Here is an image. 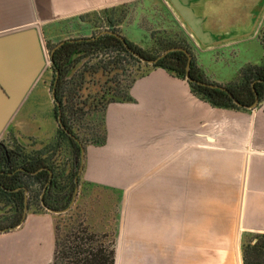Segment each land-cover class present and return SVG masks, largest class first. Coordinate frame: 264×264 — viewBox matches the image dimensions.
<instances>
[{
    "label": "crops",
    "instance_id": "obj_1",
    "mask_svg": "<svg viewBox=\"0 0 264 264\" xmlns=\"http://www.w3.org/2000/svg\"><path fill=\"white\" fill-rule=\"evenodd\" d=\"M180 1L203 37L165 0H0V142L55 139L47 42L91 38L84 18L98 10L128 3L127 40L146 48L144 14L187 41L220 86L264 65V0ZM103 118L104 142L86 149L79 197L99 203L97 227L111 211L116 264H226L241 254L240 233L264 234V100L255 109L213 107L187 80L152 67ZM59 219L32 214L0 232V264H51Z\"/></svg>",
    "mask_w": 264,
    "mask_h": 264
},
{
    "label": "rangeland",
    "instance_id": "obj_2",
    "mask_svg": "<svg viewBox=\"0 0 264 264\" xmlns=\"http://www.w3.org/2000/svg\"><path fill=\"white\" fill-rule=\"evenodd\" d=\"M171 4V0H165ZM131 12L130 5L124 4L118 7H110L98 10L88 17L84 18L93 25L94 36L102 35L105 32L114 33L127 38L130 35L128 19ZM145 13V12H143ZM138 19L142 22V27L149 32L146 48L147 52L154 55L162 54L168 47L185 41L175 34H168L163 31L157 22H151L150 17L144 14ZM191 52V46L187 41ZM59 44V43H58ZM57 43L47 42L46 51L51 63L50 47L57 46ZM166 52V51H165ZM164 52V53H165ZM163 53V54H164ZM162 54V55H163ZM193 54V53H192ZM75 59L80 60L74 64ZM153 65L147 64L136 57H130L126 53L116 49L91 51L82 55H76L72 59V66L68 76L64 80V119L65 123L71 129L74 137L72 139L81 148V155L77 156L73 143L65 137L59 136V128H62L58 121V111L56 109L58 131L55 139L46 142L34 140L18 142L14 137L8 135L2 140L3 145L9 150L19 164L24 158H38L45 160L47 165L54 170L55 189L53 191L54 205H62L66 202L71 193L72 182H75V188L72 200L66 209L60 210L57 229V242L76 233L78 230H87L88 233L101 238L108 235L107 241L112 243V248L116 251V239L113 232H109L108 220L111 217V211H105L102 216L103 227L95 226V214L97 202L85 201L86 196H80L81 186L85 177V155L86 149L90 145L101 144L105 138V122L103 110L106 105L112 102L127 100L128 89L133 81L143 76L151 69ZM53 83L55 71L51 69ZM182 79V78H181ZM62 113V111H61ZM9 134H11L9 132ZM84 152V153H83ZM79 164V165H78ZM76 175L73 177L72 173ZM29 190L25 191V209L23 218L32 214L50 212L51 209L45 208L44 204L39 202L45 195L46 188L42 187L37 181L26 180ZM86 195V194H84ZM40 205V206H39ZM17 211L14 203L0 201V225H7L14 221ZM25 218V219H26ZM256 233L244 232L238 235L239 249L242 254L243 245L253 239ZM97 238V239H98ZM102 239V238H101ZM103 240V239H102ZM239 252V251H238ZM243 260V257H242ZM53 262V261H52ZM52 264V263H51ZM116 264V261H115ZM243 264V263H242Z\"/></svg>",
    "mask_w": 264,
    "mask_h": 264
},
{
    "label": "trees",
    "instance_id": "obj_3",
    "mask_svg": "<svg viewBox=\"0 0 264 264\" xmlns=\"http://www.w3.org/2000/svg\"><path fill=\"white\" fill-rule=\"evenodd\" d=\"M125 44L127 47H125ZM55 47H50L52 68L55 71L54 82L57 74H59L55 89V101L60 103L62 124L66 128V130L59 128L58 134L73 143L77 156L81 155V148L70 137L69 134H73L64 119L63 85L71 70L72 59L79 54L113 48L133 58L132 53H136L146 59L156 60L165 51L173 48H182L191 56L189 75L192 81L187 79L189 57L184 51H173L165 54L153 67L165 69L177 77L187 80L193 92L213 107L241 110L251 107L255 103L256 97H258L260 102L264 100V65L249 66L242 70L239 80L235 83L229 86H220L209 81L198 68L194 55L183 40L168 47L162 54L158 55L143 50L126 38L122 41L120 38L110 34L79 39L75 42L67 41L52 54ZM79 62L80 60L75 59L74 64ZM211 85L217 86V88H212L210 87ZM219 87H224L226 90H222ZM53 175L54 170L47 165L45 160L26 157L19 164L15 156L7 150L3 143H0V201L14 203L17 211L14 221L7 225H0V232H9L23 224L25 220L23 211L26 204L25 191L26 189L29 190V186L26 184L28 179L37 181L41 184V188H46L44 197L39 201L44 204L45 208L60 211L69 206L75 182H72L71 193L67 197L66 202L60 206L54 205L53 191L56 181ZM75 175L74 171L72 176L74 177ZM97 238V236L88 233L87 230H78L70 236L59 239L52 264H115V250L112 248V243L107 241L109 236H102L103 240ZM242 257L243 264H264V234H256L252 240L243 245Z\"/></svg>",
    "mask_w": 264,
    "mask_h": 264
},
{
    "label": "water",
    "instance_id": "obj_4",
    "mask_svg": "<svg viewBox=\"0 0 264 264\" xmlns=\"http://www.w3.org/2000/svg\"><path fill=\"white\" fill-rule=\"evenodd\" d=\"M172 4L174 5V7L177 9V11L180 13V15L183 17V19L187 22V24L192 28V30L199 36V37H203V33H202V30L200 27H198L196 24H195V21H194V13L192 11V9L184 4L181 3L180 0H171ZM103 34H110V35H114L118 38H120L122 41H124V38L120 35H117V34H114V33H110V32H105ZM102 34V35H103ZM77 40H70L68 42H75ZM67 41H64V42H61L59 43L52 51V54L58 49L60 48L62 45H64ZM125 47H127V45L125 44ZM173 51H184L187 53L186 50L182 49V48H173V49H170L168 51H166L163 55H161L158 59L156 60H149V59H146L142 56H140L139 54H136V53H132L134 57L140 59L141 61L147 63V64H150V65H155L157 64V62L159 61V59H161L165 54L167 53H170V52H173ZM188 57H189V62H188V66H187V71H188V74H187V79L189 81H192L191 78H190V75H189V69H190V62H191V56L190 54H188ZM58 79H59V74H57L56 76V79H55V82H54V88H53V97H54V100H55V89H56V85H57V82H58ZM210 87L212 88H217V86H214V85H211ZM221 88L222 90H226L224 87H219ZM260 101L258 99V97H256V101L255 103L249 107L248 109H255L258 105H259ZM236 104L239 105L238 102H236ZM56 105L58 107V112H59V116H58V121H59V124L61 125L62 129L66 130L65 126L62 124V115H61V107H60V103L56 102ZM67 133H69L68 131H66ZM70 137H74L73 135L69 134ZM84 153V152H83ZM68 211V209L64 210L63 212H66ZM51 213H60L61 211H55V210H50ZM26 218V217H25ZM14 230V229H13ZM12 231V230H11ZM4 233V232H2Z\"/></svg>",
    "mask_w": 264,
    "mask_h": 264
},
{
    "label": "bare ground",
    "instance_id": "obj_5",
    "mask_svg": "<svg viewBox=\"0 0 264 264\" xmlns=\"http://www.w3.org/2000/svg\"><path fill=\"white\" fill-rule=\"evenodd\" d=\"M226 264H242L240 252L237 250L236 253L231 254L227 259Z\"/></svg>",
    "mask_w": 264,
    "mask_h": 264
}]
</instances>
